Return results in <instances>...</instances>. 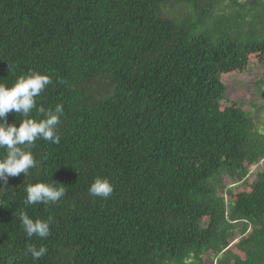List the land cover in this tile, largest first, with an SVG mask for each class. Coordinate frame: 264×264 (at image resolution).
I'll list each match as a JSON object with an SVG mask.
<instances>
[{
  "label": "trees",
  "instance_id": "16d2710c",
  "mask_svg": "<svg viewBox=\"0 0 264 264\" xmlns=\"http://www.w3.org/2000/svg\"><path fill=\"white\" fill-rule=\"evenodd\" d=\"M255 64L263 116L264 0H0V83L39 71L37 106H64L60 143L0 183V264H264L263 117L222 82ZM38 182L65 195L25 205ZM21 212L50 235L28 238Z\"/></svg>",
  "mask_w": 264,
  "mask_h": 264
},
{
  "label": "clouds",
  "instance_id": "9594fccd",
  "mask_svg": "<svg viewBox=\"0 0 264 264\" xmlns=\"http://www.w3.org/2000/svg\"><path fill=\"white\" fill-rule=\"evenodd\" d=\"M14 68L10 64V71ZM62 82V81H61ZM52 83L49 75L39 71H29L27 75H20L9 87L0 83V149L4 155L0 156V183L7 185L9 177H18L23 173L26 177L30 169L37 167L32 148L38 139L59 144L61 135L59 125L64 114L63 104H56L54 108L37 106V97ZM33 110L40 120L32 118ZM15 112L21 114L23 119L9 124L7 116ZM57 184V183H56ZM0 189H6L0 187ZM27 195L25 205L49 204L58 202L65 195L64 187L55 184L38 182L29 184L25 189ZM114 191L112 183L107 178L97 177L88 188L89 194L96 198L107 200ZM21 226L28 238L38 237L46 239L50 235L51 218L49 220L32 219L25 212L20 213ZM33 260H39L47 253L43 245L37 247L28 244L25 249Z\"/></svg>",
  "mask_w": 264,
  "mask_h": 264
},
{
  "label": "rangeland",
  "instance_id": "374dc122",
  "mask_svg": "<svg viewBox=\"0 0 264 264\" xmlns=\"http://www.w3.org/2000/svg\"><path fill=\"white\" fill-rule=\"evenodd\" d=\"M262 71L263 68L255 64L244 74H233L232 76H225L222 78V82L226 86L228 97L232 100L243 102L252 115L258 116L256 122L260 128L262 117L264 122V115L262 116V104L259 101L254 108L251 107L250 104L253 100L258 101V86L256 85V81L262 79ZM256 169L257 167H252L251 170L254 172ZM224 183L231 186L232 181L229 178H226ZM209 256V254L206 255V257Z\"/></svg>",
  "mask_w": 264,
  "mask_h": 264
}]
</instances>
